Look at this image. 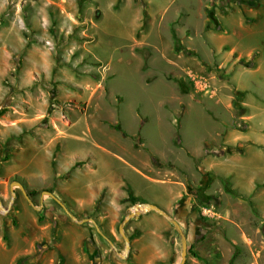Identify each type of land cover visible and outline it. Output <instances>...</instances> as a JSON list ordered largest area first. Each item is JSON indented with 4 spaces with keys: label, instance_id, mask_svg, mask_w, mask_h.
<instances>
[{
    "label": "rangeland",
    "instance_id": "obj_1",
    "mask_svg": "<svg viewBox=\"0 0 264 264\" xmlns=\"http://www.w3.org/2000/svg\"><path fill=\"white\" fill-rule=\"evenodd\" d=\"M262 33L264 0H0V264H180L156 211L121 255L142 202L185 264H264Z\"/></svg>",
    "mask_w": 264,
    "mask_h": 264
},
{
    "label": "water",
    "instance_id": "obj_2",
    "mask_svg": "<svg viewBox=\"0 0 264 264\" xmlns=\"http://www.w3.org/2000/svg\"><path fill=\"white\" fill-rule=\"evenodd\" d=\"M15 184L20 185L21 189L23 190V192L25 193L26 197L28 198V200L30 201V203L35 207L34 202L31 200V198L28 196L27 192L25 191L24 186L17 182V181H13L11 184V190L13 195L15 196L16 193L14 191V186ZM49 193L53 198H55L60 205H62V207L65 209V211L67 212V214L73 218L74 220L83 223L89 219H84V220H79L69 209L68 207L57 197L55 196L53 193L51 192H47ZM0 206L3 207V201L0 199ZM149 211H156L158 214L163 215L164 217H166L171 223H173V225L175 226L176 230L179 232L180 236H181V240H182V262L180 264H185L186 262V256H187V252H188V238L186 233L184 232L181 224L174 219L171 214L169 212H167L163 207H161L160 205L153 203V202H142V203H138L135 206L132 207V211L126 215V217L124 218V220L122 221V223L120 224L119 227V231L121 233V235L124 237L126 246L124 249V254H121L123 257L127 256V253L129 252L130 248H131V244H130V238L129 236L126 234L125 232V227L127 226V224L133 219V218H138L142 213L145 212H149ZM94 221V220H93ZM98 231L103 235V232L101 231L98 223L96 221H94ZM109 242L114 246L113 241H111L109 239ZM116 248V247H115Z\"/></svg>",
    "mask_w": 264,
    "mask_h": 264
},
{
    "label": "trees",
    "instance_id": "obj_3",
    "mask_svg": "<svg viewBox=\"0 0 264 264\" xmlns=\"http://www.w3.org/2000/svg\"><path fill=\"white\" fill-rule=\"evenodd\" d=\"M227 1H228V0H227ZM233 1H236V0H233ZM178 49H180V46H178ZM115 128L118 129V130H121L123 133H125V132L121 129V127H120L119 125H115ZM177 137H178V139H180V134H179V133L177 134ZM130 193H132V192L130 191ZM236 257H237V255H234V256H233V258H232V263L234 262V260L236 259ZM24 259H25V258L20 257L19 259H17L16 264H23Z\"/></svg>",
    "mask_w": 264,
    "mask_h": 264
},
{
    "label": "crops",
    "instance_id": "obj_4",
    "mask_svg": "<svg viewBox=\"0 0 264 264\" xmlns=\"http://www.w3.org/2000/svg\"><path fill=\"white\" fill-rule=\"evenodd\" d=\"M263 35L260 37V38H263V40H264V33H262ZM257 39H259L258 37L257 38H255V39H252V42H251V45H252V47H254V48H262L259 44H257V45H255V44H253V42L255 41V40H257ZM159 205V204H158ZM162 207V206H161ZM167 207V206H166ZM164 208V207H163Z\"/></svg>",
    "mask_w": 264,
    "mask_h": 264
},
{
    "label": "bare ground",
    "instance_id": "obj_5",
    "mask_svg": "<svg viewBox=\"0 0 264 264\" xmlns=\"http://www.w3.org/2000/svg\"><path fill=\"white\" fill-rule=\"evenodd\" d=\"M3 208V210H5L6 211V209L4 208V207H2Z\"/></svg>",
    "mask_w": 264,
    "mask_h": 264
}]
</instances>
